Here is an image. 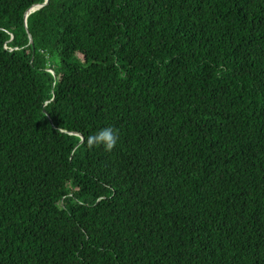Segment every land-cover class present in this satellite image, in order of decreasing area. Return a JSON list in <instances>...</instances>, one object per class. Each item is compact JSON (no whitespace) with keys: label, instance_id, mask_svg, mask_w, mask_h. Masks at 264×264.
<instances>
[{"label":"trees","instance_id":"trees-1","mask_svg":"<svg viewBox=\"0 0 264 264\" xmlns=\"http://www.w3.org/2000/svg\"><path fill=\"white\" fill-rule=\"evenodd\" d=\"M43 1L0 0V264H264V0Z\"/></svg>","mask_w":264,"mask_h":264},{"label":"clouds","instance_id":"clouds-1","mask_svg":"<svg viewBox=\"0 0 264 264\" xmlns=\"http://www.w3.org/2000/svg\"><path fill=\"white\" fill-rule=\"evenodd\" d=\"M119 140L118 130L112 126L97 128L87 140L89 148L102 147L106 152H111Z\"/></svg>","mask_w":264,"mask_h":264},{"label":"water","instance_id":"water-1","mask_svg":"<svg viewBox=\"0 0 264 264\" xmlns=\"http://www.w3.org/2000/svg\"><path fill=\"white\" fill-rule=\"evenodd\" d=\"M46 1H47V0H44L43 3H41V4H35V5H33L30 9H34V8H36V7H39V6H41L42 4H44ZM25 15H26V14H25ZM28 40H29V43L32 42L30 35H28ZM51 73H52V70H51ZM42 112L45 113L46 116H48V114L45 112L44 109H42ZM48 121L50 122V119H48Z\"/></svg>","mask_w":264,"mask_h":264}]
</instances>
